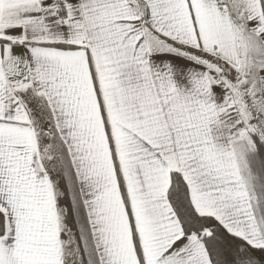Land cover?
<instances>
[{"label":"crops","instance_id":"1","mask_svg":"<svg viewBox=\"0 0 264 264\" xmlns=\"http://www.w3.org/2000/svg\"><path fill=\"white\" fill-rule=\"evenodd\" d=\"M251 30L263 35L264 0H0V210L6 218L0 264L66 262L58 185L45 163L46 137L28 103L34 97L47 105L54 128L49 138L65 147L72 170L79 145L70 133L85 141L79 146L80 165L94 133L110 145L115 194L119 190L124 199L133 231L138 227L144 264L141 225L147 232L149 227L144 210L163 209L165 222L177 216L166 199L174 170L184 175L201 214L264 245L231 150L246 127L242 117L249 115L238 108L236 93L242 103L244 85L254 83L253 47L246 43ZM209 66L229 70L228 87L214 75L212 82L207 79L209 72L215 74ZM235 83L242 86L235 90L230 87ZM220 138L231 150L229 161L220 158ZM193 146L217 152L216 162L188 161L184 149ZM129 150L133 156L127 161ZM203 180L227 182L223 190L219 182L199 195L194 185ZM239 193L242 202L227 204V197ZM83 203L93 243L90 199ZM130 206L142 220L133 218ZM186 240L192 244H177L168 254L156 253L155 243L154 264H213L200 237ZM98 258L104 264L101 254Z\"/></svg>","mask_w":264,"mask_h":264},{"label":"rangeland","instance_id":"2","mask_svg":"<svg viewBox=\"0 0 264 264\" xmlns=\"http://www.w3.org/2000/svg\"><path fill=\"white\" fill-rule=\"evenodd\" d=\"M250 33H252L253 36L246 38V43H251V46L253 47V65H251V75L253 76L254 83L252 81L251 83L248 82L244 85L247 86V93H242L245 105L244 100H242V103L239 101L240 94L236 93L238 98L236 99L238 108L249 115L246 116V119L244 116L242 117V119L245 120L246 127L245 129L243 128L242 132L238 133V137L240 138L234 143L231 150L235 152L236 162L240 164V175L243 177L242 180L245 190L248 193L252 208L255 212V222L258 224V228L262 231L264 241V168L257 156V146L255 144V138H260L264 141V30L263 35L256 36L252 30ZM190 53L189 56H192ZM203 60L206 61V57L203 58ZM202 65H205L204 61ZM208 68H210V70H214L210 66ZM219 69V72L214 70L215 74L209 72L207 74V79L212 82L214 80V76L219 77L224 80L225 86L228 87V76L230 75L228 74L229 70H224L223 68ZM207 79H205L206 83L208 81ZM239 86L242 85L235 83L234 86L231 85L230 87L235 88L236 90V87ZM28 103L32 111L35 113L33 118L36 126L40 128L42 137H46L45 141H43L45 148L43 147L42 151L45 155L46 166L53 173L55 179L54 183H57L59 177L57 176V173L59 172L61 166L62 172H66V177L72 191L74 203L76 204L77 201L75 199L76 191L81 193L83 201L87 198L90 199L89 214L91 213L92 215L91 229L94 233L93 243L85 223L80 222V229H78L79 240H81L82 244L81 248H83L84 256L87 258L89 264H100L98 258L100 254L104 264H141L136 250L134 249L135 245L133 244V232L135 229L138 231L136 220H134L135 218L139 220L144 219L146 223L149 224L148 232L146 231V228L141 225L142 233H139L142 237L141 243L143 251L145 252V264H154L153 253L155 252V243L160 245L157 249L159 251H156V253L162 254L174 252V247L177 244H192L191 242H187L186 239L188 235L182 231L177 216H174L171 220L167 217L168 219L165 222L164 216L161 215L164 210L162 209V212L160 213L157 207L153 209H145L142 219H140L135 209L130 206L134 218L133 220L136 225L133 231L130 214H128L127 208L125 207L124 199L120 198L119 190L115 194L114 185L118 184V180L116 179L117 173L112 161L110 145L108 146L105 139L99 136V132L98 134L94 133V136L89 138L88 145L85 146V149L88 152L86 162L80 165L78 153L82 151L83 148L79 146H84L85 141L81 137L76 136L75 132L70 133L71 138H73L79 145L74 149L76 167L75 171L72 170L65 150L49 138L54 134V131L52 130L54 128L53 120L47 105L44 102H40V100L35 97L34 99L30 98ZM61 116L62 115H60V119ZM226 119L227 118L223 120ZM60 124L62 127L66 126L61 120ZM222 138L219 139V142L216 140H214V142H218L217 144L221 146L220 158L222 160L226 159L229 161L232 157L231 150L230 148L222 147ZM152 142L154 143L153 140ZM72 143L73 141H70L71 145ZM191 143L195 144L201 142L192 140ZM66 144L69 146L68 142H66ZM212 144L213 143H211V145ZM193 147L194 149H192V147L184 149L183 157L185 155V150L189 149L188 161L192 162L190 159H193V162L201 161L200 159H206L207 157L216 162L215 157L219 156L217 155V152L213 153L212 149H209L207 152L205 150L200 152L202 148ZM126 155V160L129 161L133 156V150L126 151ZM55 156L57 157L56 160ZM95 157L97 158V163L93 164L91 163V160ZM87 170L90 171L88 176L86 175ZM125 179L128 182L126 176ZM219 182L222 184L219 189L223 190L227 181L218 180L216 182H212L203 180L200 184H195L194 188H199L198 193L201 195V192H204V187L206 188V186L209 185L211 188H217V184ZM238 182L242 183L241 180H238ZM230 184L233 186L232 181H230ZM237 188H239V186ZM55 191L56 199L58 200V195L61 193L59 186L58 188L55 186ZM129 196L130 199L135 196L134 190L131 189L129 191ZM195 198L197 199V196H195ZM166 199L168 203H170L168 197H166ZM242 201L243 197L240 193L238 195H230L226 198L227 204H237ZM207 204L212 206L216 205L211 202H207ZM61 218L63 222L61 233L63 231L66 232V235L64 234L61 236L64 248L63 253L66 261L65 264H82L80 261L81 257L79 254L77 237L75 236L74 231L68 228L65 224L62 216ZM207 231L209 232V230ZM181 237L183 238L179 240ZM161 242L162 246L160 244ZM254 245L256 244L254 243ZM95 248L97 249V252Z\"/></svg>","mask_w":264,"mask_h":264},{"label":"trees","instance_id":"3","mask_svg":"<svg viewBox=\"0 0 264 264\" xmlns=\"http://www.w3.org/2000/svg\"><path fill=\"white\" fill-rule=\"evenodd\" d=\"M255 144L257 146V156L264 168V141L260 138H255ZM60 147L66 152L64 146L61 145ZM56 158L55 156V160ZM57 176L59 177L56 185L61 190L58 200L56 199L57 207L60 210L63 221L68 228L74 231L77 237L81 263L89 264L84 256V250L81 248L82 244L78 236L80 222L86 225L87 214L85 205L78 191L75 192L77 201L76 204L74 203L66 172L59 170ZM170 180L171 184L167 195L180 221L182 231L186 235H196L201 238L213 264H264V245H254V243L247 241L241 236L228 231L213 215L201 214L192 201L189 185L181 171H172ZM5 230L6 218L4 212L0 210V237L5 234ZM133 233L136 251L141 263L144 264L137 234L135 231ZM64 234L66 235L65 231L61 233V235Z\"/></svg>","mask_w":264,"mask_h":264}]
</instances>
